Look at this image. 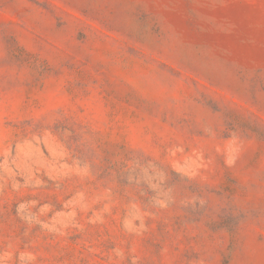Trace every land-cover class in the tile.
Instances as JSON below:
<instances>
[{
    "label": "rangeland",
    "instance_id": "obj_1",
    "mask_svg": "<svg viewBox=\"0 0 264 264\" xmlns=\"http://www.w3.org/2000/svg\"><path fill=\"white\" fill-rule=\"evenodd\" d=\"M0 264H264V0H0Z\"/></svg>",
    "mask_w": 264,
    "mask_h": 264
}]
</instances>
